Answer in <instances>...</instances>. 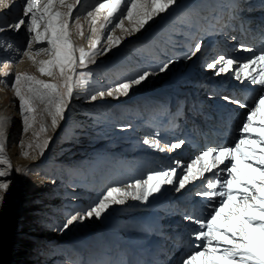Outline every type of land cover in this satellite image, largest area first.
Segmentation results:
<instances>
[{
  "label": "rangeland",
  "instance_id": "obj_1",
  "mask_svg": "<svg viewBox=\"0 0 264 264\" xmlns=\"http://www.w3.org/2000/svg\"><path fill=\"white\" fill-rule=\"evenodd\" d=\"M199 1L201 0H177L176 5L170 10L158 16H154L153 19L138 32L131 31L134 24L128 20H124L123 27L129 29V31L125 32L115 27L118 20L113 19L112 23H107L104 20V12L99 14L94 12L95 23H92L93 17H89L87 13L93 11L95 6L99 2H102V0H80L74 7L73 12L74 15L79 18L78 23L82 26L83 36L79 34L77 21L72 20L70 22L71 39L77 47H84L85 50H89L91 41L99 37L100 43L97 45V49L104 52V54L97 55L95 57L96 62L94 64H89L86 69H83L84 71H91L93 75L90 77L85 90H75L73 97L67 103L63 117L58 118L55 128L51 125V116L45 111L46 105L41 104L37 99L33 101V106L35 108L33 115H35L36 119L33 121L30 116L29 122L31 126L27 132H24L23 117L19 111V99L15 96V92L11 88V83L15 80V73L18 72L29 73L46 83H63L62 78L58 79L56 76L41 75L38 71L40 67L39 61L51 59L47 54L41 53L40 55H36L35 53L36 48L46 46V43L37 45L33 42V51L30 53L33 58L30 59L29 55L22 54L24 51H27V42L31 38L30 34L27 32L26 26L22 25L18 31L9 29L0 32V45H4L0 47V116L8 119L5 128V150L10 158L13 169L11 175L5 178L12 181L9 189L6 192L0 191V196L3 197V199L0 200V264L6 259L7 264H12L10 255L15 240H21L27 245L29 248L28 257H31L21 263L15 261L13 264H35L32 254H37L38 252L42 255L40 264H65L66 260H70L69 264H89V262L86 261L88 258H86L85 246H83L80 240H88L90 235L71 236L74 233V222L66 229L63 227L71 215L80 213L81 216H83L86 210L93 207L91 203L84 206H76L74 204L75 201L73 200H75L78 195L79 197H84L83 199L87 201H89V198L92 199V186L90 185L88 187V185H84L80 188L81 183L76 180L78 178H84L87 180L89 179V183H91L97 180L103 181L106 178H111L116 175V173L119 174L120 172L115 169L114 163L118 162L117 160L120 159L122 152L117 150L118 148L115 149V147H118V144L108 143V145L110 144L113 146V151L107 145L104 150L96 149L97 151H94L93 149L95 148L89 150L86 156H78L76 153L68 157L66 155L64 158L65 146L70 145V134L72 133L71 131L75 129L74 123H72L73 120L70 119L71 113L78 115L77 119L82 116L88 118L90 123L98 125L101 120L99 117L101 118L103 115L107 114L112 117L111 119L119 121L118 118H120V114L117 113L119 111L118 108L130 107L137 100H145V96L155 97L160 94H165L167 98H172L173 95L181 96L182 100L185 98L187 103L184 106V110L178 115L177 125L175 126V131H179L181 128L185 129V134L180 132L179 135H175V139L169 140L171 144L180 141H184V143L181 144L179 148L171 150V153H169L167 157H164L165 159L162 158L164 160L160 162V166L157 169L168 170L176 168L174 179L176 176H182L185 171L184 166L191 164L207 146L234 145L235 142H237L240 138L238 134L240 120L237 122V120H234L235 118L232 119L231 117L233 114L239 112V110L241 113L245 111L246 115L247 109L241 108L239 105L231 103L230 101L235 99L248 103L247 100L249 97L252 99L260 92V86L252 85L247 79V76L249 74L256 75L258 72L264 71V64L258 63L255 66L250 65L249 68H245L240 73V79H236V71L239 70L241 64L247 63L250 59L260 54L259 49L253 48L254 51L249 52L245 51L243 48L247 46V44H250L248 42H253L252 38L249 36V31L251 30L252 33H255L258 27H255L257 23L259 21L264 22V0H237L238 8L241 10H237V7L234 5L232 10H229L230 12L228 11V15L230 16L236 13V17L239 18V21L244 20V18L247 19L248 17L252 18V21H247L244 24V31L242 34L237 32V29L229 31L224 37H222V32L217 34L216 45H219L218 47L220 50H224V53L221 51L206 50L208 44L212 42L215 37H213L212 40L207 38L204 40V34L213 33V31H208L205 27H201L196 31L194 33L195 36L191 37V39L193 38V43L189 46L184 58L183 70L186 69V71L178 76L179 80L175 78L176 80H172L169 83H159V81L158 85L148 90H145L143 81H141L140 84H133V87L131 86L126 94L122 92H113L112 96L105 94V96L100 97L98 95L101 91L107 93L108 90L116 88L119 84L136 78L140 73L145 71L142 70L143 68L141 67L145 66V68L149 67V69H151L153 65H156L158 63V61H156L158 54L160 55V45H167L169 43L172 30L177 29L180 23L178 21H182V30L186 26L187 20L181 19L182 17H180L178 21H175L181 9L190 7L188 9H192L193 11L199 9L200 14H206L208 10H202L204 8L207 9L208 5L202 3L203 7H193ZM24 2L25 0H15L13 7L0 9V24H10L21 17L23 15L22 10ZM67 2L74 3V0H67ZM60 10L65 11L66 9L61 8ZM211 13L212 11L210 10V14L207 13L206 15L209 19H212V17H210ZM257 15L260 16L261 19L254 24L253 22L258 19ZM25 19H30V17H26ZM229 22L231 21L226 22L225 20V25L227 27ZM101 24L105 25L103 29L100 28ZM242 25L243 23L241 26ZM235 27H237V25H235ZM93 28L97 29V31L93 32ZM40 30H43L42 26ZM215 32L217 33L218 31ZM260 32H262L260 37L264 38V26L260 27L256 33L259 34ZM109 35H112L114 40L118 37L123 41L121 50L118 51L116 49L118 46L117 44L110 50L104 51L108 48L107 37ZM208 37L211 36L209 35ZM200 43L202 44L200 45ZM7 44H11L13 47L8 49L6 47ZM196 44L200 45L198 54L194 47ZM262 49H264V45ZM193 52H195L194 55ZM76 55L78 56V53H76ZM221 55L233 59L235 64H233L228 71L217 74L219 66L216 68H209L207 65L216 61ZM192 69H194L192 72L193 77L194 79L196 78L197 81V84H193V87L187 85L189 82L187 79L190 76L187 71L189 72ZM55 71L56 70L53 69V72ZM5 72L10 73V75L4 76ZM4 82H7V86ZM219 84L222 85L223 88H228L226 89L227 91L231 90L233 92L230 94L221 93L218 88ZM244 87H246L245 91L251 93L250 96L247 97V93L243 90ZM26 90L25 87L24 91ZM242 90L244 93H241ZM91 95H97V99L95 101L91 100ZM225 97L229 99L226 100ZM215 101L220 102L222 106L221 113L224 114V118H219V114L217 116L219 111L214 110L215 108L212 107V102ZM47 108L49 111H55L54 107L51 105H47ZM132 115L133 117L138 116ZM245 115L242 116V119L245 118ZM226 120L227 122H225ZM222 122H224V126L227 127L226 134L224 132V127H222ZM253 122L257 125L264 123V113H257V115L253 117ZM41 124L44 125L46 131H40ZM157 128L158 127L154 126L151 130ZM200 129L205 132V136H200ZM256 131H258V129H256ZM45 140L48 141L47 146L42 149L38 148L37 145H43ZM85 142H87L89 146L96 145L100 147L102 136L98 134L97 130L89 131L86 134ZM29 144L32 145L31 148L28 147ZM242 147H256L257 151L260 150L259 145L255 144L243 145ZM24 152H27L28 155H23ZM154 153H159V151L151 147L146 159L151 167L153 164L152 158L160 159L158 158L160 156L157 157ZM212 158V156H209L206 160L211 162ZM177 162L180 163L179 167L177 166ZM236 162L238 165V171L236 172L237 176H240V173H244L243 178L246 180H261L259 171H253V168L248 167L247 163L240 158L239 155H237ZM203 165L204 161H197L193 164L192 174L197 173ZM151 167L145 168L143 176L145 175L146 177L147 174L154 172V169ZM219 167L223 166L220 165ZM253 167H255V165H253ZM16 169H21V171H16ZM50 173L53 175H49ZM41 174H43V176H48L47 179ZM226 175L227 173H223L222 178ZM55 176L59 179L55 178ZM43 178L44 180L46 179L50 185H55L60 191L62 190L64 192H61L59 204L53 210L51 205L54 197L51 194L40 196L36 190L35 180H43ZM205 178H212V173H205ZM205 178H197L186 182L185 186L181 188L180 191L175 190L178 185L174 183L165 184V189L162 188L161 185L160 191L152 193L150 205L147 206V216L144 218L145 224L151 229L150 231H157V237L160 241L157 246L159 250H156L157 253L155 256H152V263L157 264V261H160V264H165L166 262H168L167 264H182V261L187 259L189 254L197 250L203 251V249H198L194 244L199 245L201 243H206V241H197L192 237L193 234L190 235L188 231L183 232L186 227L181 228L179 225L176 230L174 229L176 234L179 236L183 234L181 236L185 237H181V242H176L175 244L174 238L173 240L170 238L172 234H170L169 231L167 232L165 227L167 226V222L177 217L174 215V212H178V215L182 217L181 221L183 220L185 222L182 223L183 226L187 225L188 219L186 217L188 216L196 215L198 217H206L208 215L209 210L204 207L208 201L197 195L198 192L204 190L203 185L205 183ZM108 183L110 182L107 181L104 185ZM155 183L156 181L153 180V184ZM16 185H18V187H16ZM85 186L87 188H85ZM234 186L239 187V185ZM240 190L243 191L242 188H240ZM86 193L88 196H86ZM23 196L24 201L27 197V206L25 204L24 207L20 204V200ZM199 201L201 202L199 203ZM178 202H180L179 206L176 207L175 204ZM237 203H239L238 198L232 201L231 206L226 205L224 213H227L230 207L231 210L235 211V205ZM191 204L197 205L195 212L189 210ZM28 208L35 209L34 212L37 215V220L42 219L43 221L50 222V215L54 218L57 222L55 239H46L42 236L41 239L43 241H41L40 232L33 230V226L30 223L22 220L20 217L21 215L23 216L25 214L26 217H29L28 213H31V210L29 211ZM159 211L158 217L157 214ZM254 214L259 215L258 213ZM110 217L111 215H109L107 219L103 216H84L83 219H78L77 221H88L90 230L99 227V229H101V235L106 237L108 235L107 220ZM180 217L178 220H180ZM158 218L161 220H157ZM27 219L31 220L30 217ZM219 223H224L222 218ZM191 225H194L195 231L199 229L198 225L193 223ZM13 229H17V232L12 236L9 234L10 237L8 231H12ZM254 236L256 240L253 246L259 249L260 233L258 230H255ZM75 241H80L77 243L80 244L79 247L77 245H71L75 244ZM40 246L43 247L39 248ZM178 246H181V248L185 247L180 259H178L179 256H177V253L181 251ZM167 252L168 254H166ZM160 256H162L161 259L157 260ZM207 260H217L220 264H229V262L224 260L220 252H217L215 255L208 253ZM110 261L111 258L107 259V262ZM194 264H207L205 256L197 258ZM236 264H238V261Z\"/></svg>",
  "mask_w": 264,
  "mask_h": 264
},
{
  "label": "snow or ice",
  "instance_id": "obj_2",
  "mask_svg": "<svg viewBox=\"0 0 264 264\" xmlns=\"http://www.w3.org/2000/svg\"><path fill=\"white\" fill-rule=\"evenodd\" d=\"M79 2L80 0H74V3H68L67 0H25L21 17L13 23L0 24V32L9 29L18 31L22 25L26 26L31 38L27 42V51L22 54L29 55L30 59L33 58L30 55L33 51V42L37 45L46 43V46L36 48L35 53L36 55L47 54L51 59L39 61L38 71L41 75L56 76L63 80V83H46L26 72L15 73V80L11 83V88L19 99V111L23 117L24 132H27L31 126L30 116L33 121L36 119L33 115L35 112L33 101L37 99L41 104L46 105L45 111L51 116V125L55 128L58 118L63 117L67 103L73 97L75 90H85L90 77L93 75L91 71H84L83 69H86L89 64H94L97 55L104 54L97 49V45L100 43L99 37L91 41L89 50H85L84 47H77L71 39L70 22L72 20L77 21V29L79 34L83 36L82 26L78 23L79 18L73 12L74 7ZM14 3L15 0H0V9L11 8ZM176 3L177 0H102L87 15L93 17L92 23L94 24V12L97 14L104 12V20L107 23H112V20L116 19L118 22L115 27L127 32L129 29L124 28L123 25L124 20H128L134 24L131 31L138 32L154 16L167 12ZM61 8L66 10L61 11ZM26 17H30V19H25ZM41 26L42 31L40 30ZM104 27V24L100 25L101 29ZM92 31L96 32L97 29L93 28ZM107 40L108 48L104 51L110 50L120 42L118 37L114 40L112 35H109ZM3 46L0 45V47ZM6 47L11 49L13 46L7 44ZM194 47L195 51H200L199 44ZM244 50L253 51L251 48H244ZM194 54L195 52H193ZM258 63L264 64V49L260 51L259 55L240 65L239 70L236 71V79L241 78L240 73L245 68H249L250 65L255 66ZM233 64V59L221 55L216 61L209 63L207 67L216 68L219 66L217 73L219 74L228 71ZM167 67L168 63H164L159 70L165 71ZM53 69L56 71L53 72ZM9 75L8 72L4 73V76ZM149 75L148 71H144L136 78L119 84L116 88L108 90L107 93L101 91L98 95L100 97L105 96V94L112 96L113 92L126 94L133 84H140ZM247 79L252 85H259L260 92L252 98L251 103H244L235 99L230 101L247 109L245 118L241 121L238 129L241 136L234 145L207 146L191 164L184 166V174L176 176L175 179L176 168L161 169L150 173L146 179H137L134 184L127 185V188L131 189L130 191L119 187H109L102 194V198L93 207L86 210L83 216L80 213L71 215L63 227L68 228L69 225L78 219H83L84 216L92 217L95 215L100 217L111 204H124L129 197L132 200L146 201L153 192L160 191L163 184L175 183L178 185L175 190L180 191L186 182L205 178V173H212V178H205L204 190L197 193L198 196L208 201L204 205L205 209L209 210L208 215L206 217L196 215L186 217L199 226V229L193 233L195 240L206 241V243L196 245L198 249H203V251L197 250L189 254L188 258L182 261V264H194V261L200 256H205L207 264H220L217 260H207L208 253L215 255L217 252H220L229 264H236L237 261L238 264H264V123L257 125L253 122V117L257 113H264V71L258 72L256 75L249 74ZM4 83L7 86V82ZM25 87L26 91H24ZM90 99L95 101L97 95H91ZM225 99L228 100L229 98L225 97ZM47 105L54 107L55 111H49ZM7 123L8 119L0 116V191L3 192H6L12 183L10 179L5 178L9 177L13 170L5 150ZM40 131H46L43 124H41ZM143 143L163 152L165 149L179 148L184 141L171 145L165 142L164 146L161 147L159 139L145 137ZM47 144L48 141L45 140L43 145L38 144L37 147L42 149ZM253 144L259 145L260 150L257 151L256 147H242ZM28 147L31 148L32 145L29 144ZM23 155L27 156L28 153L24 152ZM237 155L247 163L248 167L253 168V171H259L260 181L246 180L243 178L244 173H240V176L236 175L238 171ZM209 156L213 157L211 162L206 160ZM197 161H204V165L197 173L192 174L193 164ZM220 165L223 167H219ZM177 166H180L179 162H177ZM16 171H21V169H16ZM223 173H227V175L222 178ZM152 180H155L156 183L149 189L147 186ZM234 185H239V187ZM236 198H238L239 203L235 205V211L231 210L230 207L229 211L224 213L225 206H231L232 201ZM2 199L3 197L0 196V200ZM221 218L224 221L223 224L219 223ZM255 230L260 233L259 249L253 246L256 240Z\"/></svg>",
  "mask_w": 264,
  "mask_h": 264
},
{
  "label": "bare ground",
  "instance_id": "obj_3",
  "mask_svg": "<svg viewBox=\"0 0 264 264\" xmlns=\"http://www.w3.org/2000/svg\"><path fill=\"white\" fill-rule=\"evenodd\" d=\"M236 1L237 0H201L193 6L194 8H196L197 6L203 7L202 3L208 5L207 9L204 8L202 10V11L208 10L206 14L203 13L200 14L199 9L195 11H193L192 9H188L190 7L188 8L184 7L183 9H181L175 21H178L180 17H182L181 19H184L185 21L187 20L186 26L184 25L185 26L184 29L182 30L181 25L183 24H181L182 21L179 20L178 22L180 23L178 24L177 29L172 30L169 43L167 45H160L159 48L160 55L158 54L156 60L158 61V63L156 65H153L151 69H149V67L145 68V66L141 67L143 68L142 70L148 71L150 73V75L147 77L148 79L143 80V86H145V90L155 87L156 85H158L159 81H160L159 83L161 82L169 83L172 80H176L175 78L179 80L178 76H180L181 74L184 73V71H186V69L183 70V64L185 61L184 58L187 53V50L189 46H191L193 43L192 41L193 38L191 39V37H194L195 36L194 33L198 31L201 27H205L208 31H213V33L204 34L205 35L204 40L206 38L212 40L213 37H215V39L208 44L206 50L207 51L213 50L216 52L221 51L222 53H224V50H220V48L218 47L219 45H216L217 34H220V32H222L223 34L222 37H224V35H227L229 31L235 29H237V32L242 34V32L244 31L243 29L244 24L247 21L248 22L252 21V18L249 17L247 19L244 18V20L239 21V18L236 17V13H234V15L231 16L228 15V11L232 10V7L234 5L235 7H237V10H241L238 8V3ZM210 10L212 11L210 16L212 17V19H209V17L206 16L207 13L210 14ZM257 18L258 19L255 22H253L254 24H256V22L259 19H261L260 16L258 15ZM225 20L226 22L231 21L229 22L228 27L225 25ZM259 22L255 26V27L258 26L256 29L257 31L259 30L260 27L264 26V22L262 21ZM242 23L243 25L241 26ZM235 25H237V27H235ZM215 31L218 32L216 33ZM257 31H255V33H252L251 30L249 31L250 33L249 36L252 38L253 42L252 43L248 42L250 44H247V46L245 47L248 48L251 47L252 49L256 48L261 51L262 46L264 45V38L260 37V35H262V32L258 34L256 33ZM209 35L211 37H208ZM119 40H120L119 42L120 45L118 44L116 48L118 51L121 50V46L123 44V41L121 39ZM201 44L202 43H200V45ZM198 52L199 51H197V54ZM164 63H168V67L165 71H160L159 70L160 66ZM193 71L194 69H192L189 72L187 71V73H189L190 76L188 77V79L186 78L189 81L187 85L191 87L194 86L193 84H197L196 78L194 79L193 77V73H192ZM218 88L221 93L230 94L231 92H233L231 90L227 91L226 89L228 88H223L222 85L220 84L218 85ZM245 88L246 87H244L243 90L244 92L247 93V97H248L250 96L251 93H249V91H245ZM243 90L241 93H244ZM247 101L248 103H251L252 101L251 97H249ZM186 103H187L186 99L184 98V100H182L181 96L179 95L178 96L173 95L172 98L170 97L167 98L165 94H160L155 97L145 96V100L143 101L137 100L130 107L118 108L119 111L117 113L120 114V118H118L119 121L117 120L115 121L114 119H111L112 117H110L109 114H107V115H103V117L101 118L99 117V119L101 120L98 125L94 123H90L89 122L90 120L88 118H84L82 116H80L79 119H77L78 115L71 113L70 119L73 120L72 123H74L75 129H73L71 131L72 133L70 134L71 137L69 139L71 142L70 145L65 146L66 148L63 155L64 158L66 157V155L68 157L71 154H76V153L78 154V156H83V155L86 156L88 151L93 148H95L93 149L94 151L104 150L107 147L108 143L118 144V147H115V149L118 148L117 150H120L122 152L120 159L117 160L118 162L114 163V166L116 167L115 169L119 170L120 172L119 174L116 173V175L112 176L111 178H106L103 181L97 180L96 182H91V183H89V179L87 180L84 178H78L76 180L77 182L81 183L80 188L84 185H88V187L90 185L92 186V192H91L92 199L89 198V201H87L86 199H83L84 197L81 196L79 197L78 195V197L75 200H73L75 201L74 204L76 206H81V205L84 206L91 203L94 206L98 202V200L102 198V194L106 192V190L109 187H119L123 190L130 191L131 189H128L127 185L134 184L137 179H146L147 175L149 174H147L146 177L145 175L143 176V174L145 172V168L151 167V165H149L146 160L148 157L147 155L151 150V147L149 145L144 144L143 140L145 139V137H148L150 139H159L160 142L162 141L161 147L164 146L165 142L171 145L169 140L175 139L176 137L175 135H179L180 132L184 133L185 131V129L182 128L179 131L178 130L175 131L176 130L175 126L177 125L178 115L181 113V111L184 110V106ZM212 107L215 108L214 110L219 111V113H217V116L219 114V118H224L223 117L224 114L221 113L222 106L220 105V102L218 101L212 102ZM132 114L138 116L133 117ZM244 115H245V111L241 113V111L239 110V112L233 114L231 118L232 119L235 118L234 120H237V122L240 120V124H241V121L243 120L242 116ZM225 122H227V120ZM222 123H223L222 127H224V132L226 134L227 127L224 126V122ZM154 126L158 128L155 130H151V128ZM92 130H97L98 134L102 136V142L100 147H97L96 145L89 146L87 142H85L87 132ZM199 132H201L200 136L203 135L205 136V132H203L202 129H200ZM238 134L239 136H241L240 132H238ZM108 146L112 149V151L114 150L113 146H111L110 144ZM169 153H171V150L168 149H165V151L163 152L159 151V153H154L155 155H157V157L160 156L158 158H160L161 160L157 158H152L153 164L151 168L154 169L153 171H156L158 169V167L160 166L159 165L160 162L164 160L165 159L164 157H167ZM41 175L43 176V174ZM49 175H53V174L50 173ZM44 176L47 179L48 176L46 175ZM55 178L59 179L57 176H55ZM46 179L44 180L43 178V180L41 179L35 180L36 190L38 192V195L40 196L42 195L47 196L51 194L54 197L53 199L51 198L53 201L51 205L53 210L59 204L61 192L62 193L64 192L62 190L60 191L58 187H56L55 185H50V183L47 182ZM107 181H109L110 183L104 185ZM152 185H153V180L149 181L147 187L151 189ZM16 187H18V185H16ZM85 188L87 187L85 186ZM162 188L165 189L166 185L163 184ZM137 191L139 190L137 189ZM86 196H88L87 193ZM151 197L152 194L148 197L146 201L132 200L129 197L126 199L124 204H111L109 208L105 210L101 215L105 217V219H107V217L111 215L110 217L111 219L109 218L107 220L108 235L106 237L101 235V229H99V227L90 230L89 228L90 225L88 221L82 222L80 220V222L79 221L74 222L73 225L74 233L71 236L90 235L88 240H80L83 243V246H85V251L87 254L86 258H88V260L86 261H88L89 264H154L152 263L151 259L152 256H155V254L157 253L156 250H159L157 246L160 241L158 240L157 237V231L156 230H154L153 232L150 231L151 229H149L148 225H146L144 221V218H146L147 216V206L150 205ZM200 202L201 201H199V203ZM179 203L180 202L175 204L176 207L179 206ZM20 204L23 207L25 204L27 206V197L25 198L24 201V196H23L20 200ZM196 204H191L189 210L195 212L197 208ZM28 210L29 211L31 210V213H28L31 220H28L27 218L29 217L28 216L26 217L25 214L23 216L21 215L20 217L22 218L23 221L30 223L33 226V230L40 232V240L43 241L41 239L42 236H44V238L46 239H53V238L55 239L56 238L55 230L57 228V222L54 220V218L50 215L51 217L50 222L43 221L42 219L37 220L36 218L37 215L34 212L35 209L28 208ZM159 213L160 211L157 214L158 217H159ZM174 213H175L174 215L177 217L174 216L175 218L173 220L167 222L166 223L167 226L165 227V229L167 232L169 231L170 234H172L170 238L172 240L174 238V244H175L176 242L178 243L181 242L182 240L181 237H184L181 236L183 234H181L180 236L176 234L175 230L178 228L179 225L181 226V228L186 227L185 230H183V232L188 231L190 235H192L195 232V227L194 225H191L192 222L189 219L187 221L188 222L187 225L183 226L182 223L185 222L183 220L181 221L182 217L178 215V212H174ZM179 217L180 220H178ZM157 220H161V219L158 218ZM157 220L154 221L158 222ZM16 232L17 229L16 230L13 229L12 231H8V235L10 234L12 236L13 234H16ZM80 241H75V244H71V245H77L79 247L80 244L77 243ZM194 245L196 246L197 244ZM41 247L43 246H40L39 248ZM178 248L181 249V251L177 253V256H179L178 259H180V257L183 254L182 251L185 249V247L181 248V246H178ZM28 250L29 248L24 242H22L21 240H15L13 243V247L11 249V255H10L11 263L13 264L15 261L21 263L27 260L28 258H30L31 256L28 257L29 256ZM161 257L162 256H160L157 260H160ZM32 258L34 259L35 264H40L42 255L41 253L38 252L37 254H32ZM109 258H111V261L107 262V259ZM69 262L70 260H66L65 264H69ZM167 263L168 262H166L165 264ZM1 264H7V259L3 261ZM79 264H83V263H79ZM157 264H160V261H157Z\"/></svg>",
  "mask_w": 264,
  "mask_h": 264
}]
</instances>
